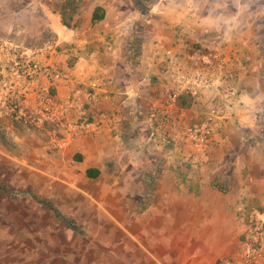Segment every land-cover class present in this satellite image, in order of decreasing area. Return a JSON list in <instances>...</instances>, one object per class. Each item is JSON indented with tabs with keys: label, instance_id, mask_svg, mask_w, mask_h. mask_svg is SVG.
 I'll return each mask as SVG.
<instances>
[{
	"label": "rangeland",
	"instance_id": "rangeland-1",
	"mask_svg": "<svg viewBox=\"0 0 264 264\" xmlns=\"http://www.w3.org/2000/svg\"><path fill=\"white\" fill-rule=\"evenodd\" d=\"M24 56L50 74L13 99L31 117L0 107V264H233L259 247L264 0H0V79L19 91Z\"/></svg>",
	"mask_w": 264,
	"mask_h": 264
},
{
	"label": "built area",
	"instance_id": "built-area-1",
	"mask_svg": "<svg viewBox=\"0 0 264 264\" xmlns=\"http://www.w3.org/2000/svg\"><path fill=\"white\" fill-rule=\"evenodd\" d=\"M47 74H50V70L48 66H41L38 62H35L33 59H31L28 56H24L22 58V90H20V87L16 86V81L14 78L10 79H5L2 78L0 79V107H5L15 111L17 109V113L15 114L16 119L20 118H25L26 117H31L32 116V110L28 108L26 103L28 101L27 96H28V89L27 85L25 86L24 83L28 82V78L30 79V83H33V85L38 86V81L40 77H46ZM37 81V82H35ZM28 82V84H29ZM32 85V84H31ZM17 87V90L16 88ZM32 88V87H31ZM36 92H35V99L39 104L41 103V100L43 97L41 96L42 94L37 90L36 87ZM18 91V92H17ZM22 92V93H21ZM17 93L22 94L23 96V104L22 106H17L16 104H13V99L17 97ZM48 109H50L49 112L55 113L54 108L50 105H48ZM31 113V114H30ZM24 118V119H25ZM252 220V219H251ZM253 231L255 233V239L259 238L260 239V245L259 247H256L255 243H252L248 245V249L246 251H243L241 255V261L242 263H239L238 261H235L233 264H258L259 263V251L257 250L260 249V246L262 245L261 242L264 240V225L263 223L257 219L254 222V227ZM255 244V246H254ZM249 247L251 248V252H249ZM256 248V249H255Z\"/></svg>",
	"mask_w": 264,
	"mask_h": 264
},
{
	"label": "trees",
	"instance_id": "trees-1",
	"mask_svg": "<svg viewBox=\"0 0 264 264\" xmlns=\"http://www.w3.org/2000/svg\"><path fill=\"white\" fill-rule=\"evenodd\" d=\"M100 9H101V8H97L96 10L99 11ZM97 11H96V12L93 14V16H92V20H93V21L98 20V19H100V18L102 17V13H98ZM74 159H76V160H80V159H81V156H80L79 154H77L76 156H74ZM98 172H99L98 168H87V169H86V175H87L88 177H95V176H97ZM216 184H217V183H216ZM217 187L220 188L221 185L218 186V184H217ZM220 189H225V188H220ZM0 190L5 191V190H7V187H6L4 184H1V183H0ZM43 204H44L47 208H49V209H51L52 211H54L55 208H54L53 206H51L46 200H43ZM63 219H64L65 222H67V224H68L69 226H71V227H73V228L77 227V226L75 225V223H74L71 219H69V218H67V217H65V218H63Z\"/></svg>",
	"mask_w": 264,
	"mask_h": 264
},
{
	"label": "crops",
	"instance_id": "crops-1",
	"mask_svg": "<svg viewBox=\"0 0 264 264\" xmlns=\"http://www.w3.org/2000/svg\"><path fill=\"white\" fill-rule=\"evenodd\" d=\"M77 154H79L80 156H81V159H82V154L81 153H76V154H74L73 156H72V158H74V156H76ZM80 159V160H81ZM80 160H78V161H80ZM99 170V169H98ZM86 172V171H85ZM99 173V172H98ZM98 175V174H97ZM262 218L264 219V213H262ZM262 218L260 219L259 218V220L263 223V225H264V220H262ZM261 246H260V249L262 250L263 248H264V240L261 242ZM262 264V263H261Z\"/></svg>",
	"mask_w": 264,
	"mask_h": 264
}]
</instances>
